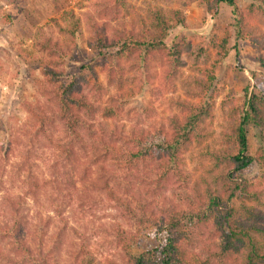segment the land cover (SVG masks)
<instances>
[{
    "label": "trees",
    "instance_id": "16d2710c",
    "mask_svg": "<svg viewBox=\"0 0 264 264\" xmlns=\"http://www.w3.org/2000/svg\"><path fill=\"white\" fill-rule=\"evenodd\" d=\"M192 1L210 17H216L221 6H228L236 39L255 49L263 47L264 0H246L244 7L239 5L242 0ZM130 9L128 0H95L83 16L90 32L88 45L102 59H112L102 65V72L111 85L121 89L126 70L138 69L149 84L158 83L153 92L160 95L175 90L185 57L196 72L182 81L185 98L171 99L176 112L153 126V133L135 128L124 143L115 128L110 141L99 140L89 124L96 111L95 91L102 88L85 85L83 78L60 83L69 43L74 42L81 24L73 11L64 12L61 21L69 37L36 43V50L48 57L40 67V98L24 103L28 124L12 131L4 152L9 160L16 148H22L21 160L11 173L18 176L23 195L7 190L0 197V264H60L55 254L58 246L48 253L43 252L41 242L38 248L31 245L36 233H47L29 218L27 200L48 197L52 204L66 207L76 200L95 199L91 186L106 192L127 228L113 225L119 248L116 256L102 263L77 250L70 252L68 264H264V186L246 175L252 167L264 172V85L261 92L246 90L242 99L234 98L231 91V98L223 102L226 110L218 145H204L211 137L207 123L215 118L216 70L231 49L228 38L210 33L206 45L194 46L185 36L168 42L171 31L186 27L184 10L155 6L130 18ZM52 21L61 26L57 19ZM201 55L202 63L210 65L197 67ZM254 61L264 83V54ZM101 114L114 117L108 107ZM55 127L63 141L53 162L47 164L50 178L41 179L45 177L36 161L46 151L45 143L39 141H47L48 131ZM252 131L257 132L255 150ZM192 148L206 161L197 178L186 170V155ZM123 156H129L122 163L125 168L139 163L147 168L142 173L138 170L132 182L122 178V186L118 175L105 166L109 159L119 162ZM93 174L97 181H92ZM110 180L115 181L113 188ZM63 225H57V233ZM143 229H154L160 239L134 254L132 247L140 243Z\"/></svg>",
    "mask_w": 264,
    "mask_h": 264
},
{
    "label": "rangeland",
    "instance_id": "374dc122",
    "mask_svg": "<svg viewBox=\"0 0 264 264\" xmlns=\"http://www.w3.org/2000/svg\"><path fill=\"white\" fill-rule=\"evenodd\" d=\"M94 2L95 0H0V197L7 190L12 194L23 195L18 176L11 173L16 163L21 160L22 148H16L15 154H10L9 160L6 159L4 152L12 131L28 124L29 116L24 109V103H33L40 98L39 81H42L40 67L48 57L44 52L36 50V43L46 38L67 41L69 37L65 29L66 24L61 21L64 12L73 11L74 15L80 17L81 24L74 42L69 43L71 50L63 60L64 73L60 83L65 84L83 78L82 80L86 81L85 85L94 83L95 88H102L101 91H95L96 98L94 97L93 102L96 111L89 124L92 135L99 134V140L110 141L115 128L120 132L117 137L124 143L131 138L130 132L135 128L153 133V126H157L176 112L171 105V99L185 98L182 81L188 76L196 75L185 57L181 75L175 80L174 91H165L157 95L153 92V88L158 85L157 82L149 84L144 80L140 70L129 68L126 70L121 89L110 84L107 74L102 72V65L105 62L110 63L112 59H102L96 50L88 45L90 32L83 16L92 8ZM128 3L131 5L130 18L138 14L143 15L149 8L155 6L164 10L171 8L184 10L187 16L186 27L171 31L168 42L185 36L190 38L194 46L201 43L206 45L210 33L218 35L219 38H228L231 47L229 55L216 70L215 118L207 123L211 137L204 143L210 147H217L224 126L226 105H223V102L231 98L230 92L233 91L234 98L242 99L246 90L261 92L263 88L261 70L254 58L261 52L264 54V43L263 47L255 49L247 41H238L231 9L226 5L221 6L216 17H210L203 7H199L192 0H128ZM246 4V0L239 2L241 7ZM52 19H57L61 26L56 25ZM262 30L264 31V27ZM203 57L204 55L200 56L197 67L210 65L202 63ZM84 91L88 92V89ZM115 100H118L117 104H114ZM116 105L119 107L118 110L114 109ZM107 107L112 108L114 117L102 116L101 110ZM60 132V129L58 133V128L55 127L48 131L49 138H45L47 141H39L45 143L46 151L43 159L36 161L42 173L40 175L45 177L41 179L50 178L47 175V164L50 165L59 153L57 146L63 141ZM87 141L91 140L87 138ZM257 141V132L252 131L251 142L254 150ZM143 147L148 148L146 145ZM126 160H129V156L120 157L119 162L109 159L105 166L118 175L122 186L125 184L122 178L132 182L138 170L142 173L145 171L144 168H147L145 163L125 168L122 163ZM205 165L206 161L200 157L196 148L187 153L186 170L193 178L203 173ZM92 172H97V168L92 167ZM246 172L247 176L255 178L264 186V172H260L256 167ZM97 179L93 174L92 181ZM108 184L113 188L115 181L110 180ZM77 186L83 188L79 183ZM91 189L96 196L95 199L76 200L66 207L57 206L55 202L52 204L48 197H42L38 202L28 198L26 212L29 218L34 224H38L39 228L45 227L47 233L44 236L36 233V239L31 240V245L38 248L41 242L43 252L48 253L55 251V247L58 246L55 254L60 264L70 263V252L77 250L102 263L116 256L119 248L116 247L113 225L120 223L121 228H127V225L117 213L115 204L108 200L106 192L92 186ZM61 222L65 225L62 226V231L57 233V225ZM139 239L140 243L132 247L134 254H140L155 245L160 238L154 229H143Z\"/></svg>",
    "mask_w": 264,
    "mask_h": 264
}]
</instances>
